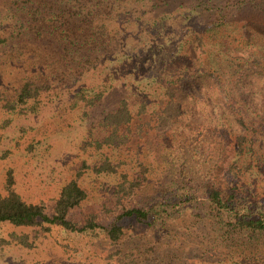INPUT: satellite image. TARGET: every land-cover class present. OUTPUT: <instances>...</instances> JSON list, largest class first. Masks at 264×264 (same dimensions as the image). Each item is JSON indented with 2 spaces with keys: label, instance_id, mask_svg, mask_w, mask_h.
<instances>
[{
  "label": "rangeland",
  "instance_id": "1",
  "mask_svg": "<svg viewBox=\"0 0 264 264\" xmlns=\"http://www.w3.org/2000/svg\"><path fill=\"white\" fill-rule=\"evenodd\" d=\"M60 1L0 0V195L7 194L11 175L14 189L26 202L44 204L54 212L62 186L77 179L87 198L69 217L80 227L92 219L108 224L124 208L156 202L162 186L156 175L160 168L184 171L197 186L214 183L221 188L264 190V162L251 174L242 162L235 164L238 131L227 122L218 124L210 114L214 103H232L220 88L239 84L238 89L249 94L248 104L234 114L255 119L247 134H256L255 121L264 116V56L254 54L245 36L263 43V19L244 7H231L236 0H210L215 2L209 3L210 9L201 4L190 13L186 10L192 5L172 0L161 12L172 16L168 25L138 27L136 21L125 20L135 15L124 13L132 0H113L110 5L99 0L98 6L92 0H77L72 7L84 5L87 21L84 17L71 20L73 8L61 9ZM207 2L197 0L196 4ZM56 17L65 23L61 31L73 30L66 28L70 19L80 28L79 34L89 30L87 39L95 33L102 37L95 53L78 49L91 57L92 64L66 65L64 54L50 42L54 36L50 18ZM163 44L167 57L165 70L159 73L162 83L156 85L152 78L138 83L140 77L132 75L135 83L122 84L128 72L136 70L145 76L141 58L151 57ZM211 52L215 55L208 57ZM130 54L139 56V63L129 62ZM98 56L110 57L113 64L95 63ZM218 63L221 72L217 67L210 69ZM82 72L76 81L74 73ZM29 81L44 86L36 99L21 104L18 92ZM172 86L176 91L169 95ZM80 88L86 97L73 99ZM99 94L102 98L92 106L90 100ZM124 97L134 112L143 103L147 106L141 116L121 128L123 144L100 147L99 141L112 133V128L103 126V116ZM171 99L181 104L183 114L159 136V116L166 107L161 101ZM201 113L206 123L198 120ZM109 157L114 170L99 172ZM200 192L197 196L204 207ZM195 205L182 206L180 212L153 226L127 221L116 240L99 227L74 232L46 223L22 227L5 222L0 227V264H264V248L252 254L246 244H230Z\"/></svg>",
  "mask_w": 264,
  "mask_h": 264
},
{
  "label": "trees",
  "instance_id": "2",
  "mask_svg": "<svg viewBox=\"0 0 264 264\" xmlns=\"http://www.w3.org/2000/svg\"><path fill=\"white\" fill-rule=\"evenodd\" d=\"M92 1H95L96 5L99 4V0ZM101 1L102 5H110V2L113 0ZM152 1L132 0L131 4L133 3V5L124 8V13L132 12V14H135L136 16H130L131 18H127L125 20L129 21L130 19L133 20V22L136 21L134 25L138 27L162 23L168 25L167 23L173 19L172 16H168L167 14L164 15L161 12L164 5H171L172 0H162L161 2L155 3L154 0ZM178 1L182 5H192V7L187 9L186 12L193 11L196 6L198 7L201 4L204 5L206 9H210L208 8L209 3L215 4L214 1L210 0L207 4L199 3L198 5L196 4L197 0ZM76 2L77 0H61V9H64L69 5L72 7V5ZM231 7H237V10L244 7L249 10L251 15L253 14L256 18L264 20V0H236ZM72 8L74 12L69 15V18H72L71 20L76 21L79 20V18L84 17L83 20L87 21L84 12V5L80 4V6L76 5ZM150 9L152 14H149ZM186 12H183L182 16H184ZM134 17H136L137 20ZM71 20L69 19L67 22L66 28L70 30V27L72 26L73 30L67 31L64 29L61 31V27L65 24L63 20H60L58 17H56V20L54 18H50L52 26L51 34L54 35L52 36L50 42L55 45L56 50L59 51L60 54H64L63 59L66 61V65L71 66L76 63L77 65L84 66L86 64H92L93 62L91 61V57H86V55L81 54L78 49H87L89 51L94 50L95 53L96 49L100 48V42L103 41L102 37L95 33L93 38L90 40L87 39L89 30L84 28V32H81L83 35H81V33L79 34L80 28L77 29L76 23H73ZM43 21L47 22L45 20ZM245 37L250 43H252V49L255 51L254 54H256V56H264V42L262 43L251 36ZM198 40L201 41L200 38ZM201 43H203V40ZM212 55H215V53H209L208 57H211ZM166 57V46L163 44L157 52L154 51V54L151 57L143 56V58H141V60L144 59L141 62L143 68L147 69L145 76L143 73L137 74V72H135L136 70L128 72L127 76H123L122 79H124V81L122 84L129 86V83L132 81L130 78L133 77L132 75H134L137 79L140 77L137 80L138 83L141 82V79L148 81L151 78L156 85L162 83L161 80L163 78H159V73L162 72V70H165ZM126 58L129 62H138L137 60L139 56L130 54V56ZM94 59L95 63L100 65L105 63V61H110L111 64H113L110 57L98 56ZM122 59L123 57L120 56L119 60L122 61ZM208 60H211V58H208ZM214 67H217L218 72H221L219 63L217 66L214 65L210 69ZM185 70H187V68H185ZM127 71H129V69ZM84 74L85 72L78 74L74 73L75 76H73L76 81H78ZM51 75L55 76L56 74ZM70 75L72 77L71 73L69 76ZM113 75L114 74H111V76ZM207 76H211L214 79V76L211 75L210 72L207 73ZM215 80L220 82L217 77H215ZM132 82L135 83V81ZM45 85L48 84L45 83ZM238 85L239 84L234 87H231L230 85H221L222 88L220 89L223 91L222 94H225L232 103H214V108L210 111V114H213V117L208 113H203L205 116L212 117L214 120H217L218 124H223L225 122L231 124V128L238 131V135L236 136V157H234L236 159L234 160V163L237 164L238 161L242 162L247 170L249 169L251 171V174L255 168H260L262 166L261 163L264 162L262 161V159H264V138H259L260 136L264 137V116H262L259 121H255L256 128H254V133H256V136H249V134H247L249 126H253L255 119H249L244 116L237 117L234 114L238 112L241 113L243 110L239 109H241L243 105L248 104L247 99L249 94L242 92V89H238ZM43 86L36 85L32 81L27 82L18 92V101L21 104H24L30 100L36 99ZM136 88H139V86ZM237 89L238 92H240L237 99H243L245 101L244 103H240L236 99L238 96L236 95ZM174 91H176V88L172 86L171 90L168 92L169 95H173ZM139 92L140 91H136L135 93L139 94ZM102 96V94L97 95L96 99L90 100V104L94 106L96 100H100ZM85 97V90L80 88L74 94L73 99L76 98V100H82ZM161 103L166 104V107L163 108V113L159 116L160 125L158 124L156 131V134H159V136L161 134L160 132H167L168 129L173 126L175 121L183 114L181 104L177 103L174 99H171L167 103L162 100ZM145 106H147V104L143 103L140 107L141 110L139 112H134L132 111L129 98L124 97L118 101L117 106H115L114 109L109 108V110L105 112L102 121L105 128H112V133L99 141L98 145L100 147H104L105 145L109 146L115 144L116 142L123 144L122 136L120 134L121 128L130 124L136 115L141 116ZM186 106L187 108L189 107L188 104H186ZM154 107H156V104ZM228 110L233 112V114L227 113ZM203 113L200 114L198 120H202L206 123L207 120ZM192 114H194V112H192ZM230 117H233V121L229 120ZM240 126L246 127L244 131H240L238 129ZM112 165L113 163L109 157L98 171H113L114 168ZM156 175L162 179L161 189L157 191L159 199L156 202H151L147 206L124 208L122 212L115 216L108 224H99L92 219L89 220L88 225L80 227L77 226L69 217L71 210L79 206L87 198L86 190L81 187L77 179H72L62 186L59 197L55 203L54 212H49L44 204L26 202L14 189V180L10 175L7 184V194L0 195V227L5 222L22 227H34L46 223L50 225H58L65 230L74 232H85L88 228L99 227L107 232L112 239L116 240L119 238L121 232L123 231V226L127 221L135 220L139 223L153 226L159 221H163L165 218H169L173 214L180 212L182 206L184 207L189 204L191 207L195 205L193 203H197L198 206L195 205V208H202L205 213V217L213 220L216 232L221 234L222 239H226V241H230V244L232 243L236 246H244V244H246V248L250 249L248 253L252 254L259 253V251L264 248V190L259 192L258 188L255 189L249 186L221 188L214 183H209L204 187L197 186L193 183L194 180L186 178L184 171H177L176 173H173L170 170L160 168ZM200 188L204 189L203 192H200ZM122 189L124 188L122 187ZM199 192L205 197L204 202L206 203V206L204 207L200 206L202 202L200 201L199 196H197ZM261 253L264 255V251H261ZM243 258L248 259V257Z\"/></svg>",
  "mask_w": 264,
  "mask_h": 264
}]
</instances>
